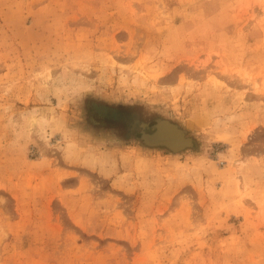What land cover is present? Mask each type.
<instances>
[{"label":"rangeland","instance_id":"374dc122","mask_svg":"<svg viewBox=\"0 0 264 264\" xmlns=\"http://www.w3.org/2000/svg\"><path fill=\"white\" fill-rule=\"evenodd\" d=\"M0 264H264V0H0Z\"/></svg>","mask_w":264,"mask_h":264},{"label":"water","instance_id":"95a60500","mask_svg":"<svg viewBox=\"0 0 264 264\" xmlns=\"http://www.w3.org/2000/svg\"><path fill=\"white\" fill-rule=\"evenodd\" d=\"M140 127L147 129V124H140ZM140 140L144 145L152 148H165L171 152H180L193 146L192 139L186 136V132L176 124L164 119H156L151 128V133L140 134Z\"/></svg>","mask_w":264,"mask_h":264},{"label":"trees","instance_id":"16d2710c","mask_svg":"<svg viewBox=\"0 0 264 264\" xmlns=\"http://www.w3.org/2000/svg\"><path fill=\"white\" fill-rule=\"evenodd\" d=\"M99 102L95 101V100H87L85 103V112L87 113L88 117H92L95 116V110L97 111L98 114H101L102 116L106 117V118H110V117H118L120 119V114L118 113V111L116 109H119V107H114L111 105H101L98 104ZM98 105H101L98 106Z\"/></svg>","mask_w":264,"mask_h":264},{"label":"flooded vegetation","instance_id":"af4514ba","mask_svg":"<svg viewBox=\"0 0 264 264\" xmlns=\"http://www.w3.org/2000/svg\"><path fill=\"white\" fill-rule=\"evenodd\" d=\"M132 132L134 131V130H131Z\"/></svg>","mask_w":264,"mask_h":264}]
</instances>
